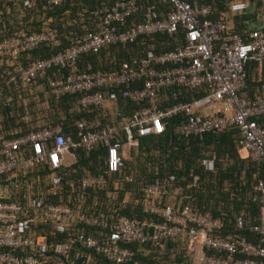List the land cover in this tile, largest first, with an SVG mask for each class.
<instances>
[{"label": "built area", "instance_id": "1", "mask_svg": "<svg viewBox=\"0 0 264 264\" xmlns=\"http://www.w3.org/2000/svg\"><path fill=\"white\" fill-rule=\"evenodd\" d=\"M39 1L60 6L65 0H24L23 6L33 8ZM217 1L103 3L98 10L99 30L88 32L79 43L50 58L18 67L19 76L12 79L26 116L28 101L21 91L29 89L33 94L37 80L45 78L52 96L79 95L83 115L75 120L77 136L66 134L61 124L9 135L2 128L0 112V264H47L73 250L77 258L87 251L124 264L134 258L130 245L158 246L170 240L178 241L197 264H264L263 245L224 233L222 219L194 203L183 204L180 188L172 185L173 175L157 178L144 188L143 209L152 219L112 217L85 208L83 193L106 185L107 175L123 172L139 137L161 134L173 120L176 132L186 138L237 128L236 148L264 166V88L255 96L247 92L249 66L255 63L260 70L264 66V26L237 31L233 19L247 12L248 0H225L226 10L218 14ZM4 6L0 0V17ZM52 39L53 33L46 30L22 31L1 41L0 66L11 65ZM170 39L175 49L156 51L153 44L117 71L75 70L80 56L98 54L112 45L127 46L139 40L166 45ZM55 68L69 73L49 77ZM173 89L197 91L199 97L170 102L167 91H173V98L178 96ZM12 100L7 97L5 102ZM130 105L137 107L123 125L118 124ZM106 109L111 111L112 122L103 117ZM94 110L102 116H91ZM98 146L106 148L107 171L65 183L60 171L76 161L79 151L89 155ZM217 158L215 151L206 153L203 168L214 171ZM46 164L49 172H44ZM198 181L194 176L192 185ZM115 184L119 185L118 180ZM252 194L262 212L249 230L263 243L264 179L254 184ZM236 223L242 229L244 218L238 217ZM49 229L66 238H46Z\"/></svg>", "mask_w": 264, "mask_h": 264}, {"label": "trees", "instance_id": "2", "mask_svg": "<svg viewBox=\"0 0 264 264\" xmlns=\"http://www.w3.org/2000/svg\"><path fill=\"white\" fill-rule=\"evenodd\" d=\"M2 9L0 17V42L5 40L7 36H12L15 33L13 24L10 21L11 14L8 8L7 1ZM123 0H65L62 5L54 6L46 2L39 1L33 8H25L33 10L41 8L46 12V19L51 21L44 25L33 19V23L38 27L37 32L50 30L53 33V39L49 42L43 43L37 49L24 53L20 58L16 59L11 65L0 66V112L4 115L2 123L3 130L9 134H26L35 129L39 130L44 127H52L61 124L66 134L77 136L78 131L75 127V120L83 115L79 110V95L64 96L56 98L49 93L47 87V79H38L37 84L43 85L49 93L50 106L53 108H60L62 114L50 116L45 125H38L36 116H38L39 109L37 104L33 101L28 102L29 116L34 117V123L37 125L34 128L24 121L26 113H19L16 101L5 102L7 97H13L18 92L15 91L16 86L12 78L18 77L17 69L20 66L27 67L36 60H43L51 56L67 50L79 43L83 37L90 31H97L102 24V18L98 14L103 3L108 5H115ZM143 4L159 3V0H135ZM24 3V0L22 1ZM217 14L226 10L225 0L216 2ZM162 9V6L159 4ZM166 7H168L166 5ZM87 13L84 12H88ZM247 15V14H246ZM242 15L246 19H240L237 22L236 30L243 32L249 29L252 19V14ZM83 17V18H82ZM254 17V16H253ZM34 26V27H35ZM35 27V28H36ZM18 29V28H17ZM4 33L6 35L4 36ZM34 32H29V34ZM157 39V38H155ZM160 39V38H159ZM139 40L135 44L127 46L112 45L104 48L98 54L82 55L78 59L76 66L77 72H91L97 70L103 71H117L121 66L130 61L132 58L143 54V52L151 48L153 44L154 50L165 51L176 48L172 39L166 42V45H160L159 42ZM161 42H165L161 41ZM251 65H255L252 63ZM69 70L55 68L51 70L49 77H56L67 75ZM263 80L258 84L251 82L248 78L247 87L249 91L252 85L256 88L257 85H264V68ZM250 76V75H249ZM257 84V85H255ZM35 87L32 89L34 90ZM250 88V89H249ZM178 96L173 98V91H167L166 95L170 102L191 101L199 97L197 91H187L184 89H173ZM24 96L25 93H31L29 89L21 91ZM32 94V93H31ZM18 97V96H17ZM25 97V96H24ZM18 101L22 100L19 99ZM5 102V103H3ZM137 106L125 107L126 113L117 119V123L123 125L127 116L133 108ZM21 115V116H20ZM91 116H102V112L94 110L90 113ZM106 122H112L113 116L110 110H105L103 116ZM102 118V117H101ZM176 121H171L167 129L158 135L148 137H139L137 148L156 150L164 158L157 167L156 173L153 177L139 188L138 175L132 170H129V160L131 155L135 156L134 147L131 150L130 158L125 162V169L117 175H107L108 182L104 186L94 187L83 193L86 202V210L96 214H107L112 217L128 216L138 217L140 219H152L153 217L146 213L143 209L142 199L145 186L160 178L162 180L169 179L170 176H175L176 181L172 184L181 189V197L179 200L183 204H196L202 211L211 212L215 217H219L224 222V233H233L241 238H246L257 244L264 246L261 243V238L256 233L249 230L252 224H257L262 212V206L259 201L253 198V186L259 180L264 179V166L259 165L252 159V162L246 159H241L236 150V142L239 139V131L237 128H228L221 131H214L206 134L203 138L198 135L190 137L180 136L175 129ZM12 128L16 130L12 131ZM21 128V130H19ZM156 141L154 146L150 142ZM215 151L217 153V161L214 171H206L202 166V160L206 153ZM106 148L98 146L96 150L89 155L82 151L76 154V161L69 167L60 171L65 178V183L72 180H78L85 175H99L107 171L105 164ZM227 163H223V160ZM249 164V167H248ZM150 166V164H148ZM148 167V171H151ZM44 172H49V166H44ZM194 176L199 177L197 185H192ZM118 180L119 185H116ZM230 183L229 189H225L224 185ZM112 193V196H109ZM130 193L133 197L130 201H126L127 194ZM126 201V202H125ZM243 217L245 225L242 229L237 228V218ZM46 238L57 239V241H64L66 237L59 234H54L51 229L45 232ZM130 248L134 251V258L124 264H193L195 263L194 256L186 253L181 249L178 241L170 240L158 246H151L149 244H133ZM147 250L148 253H140V251ZM76 252L73 250L67 255L58 256L50 260L47 264L60 263L62 261H72V264H115L111 263L100 255L92 252L83 251L82 255L77 258ZM89 253L91 256H89ZM90 257V258H89ZM96 261V262H95ZM99 261V262H97ZM69 264V263H66Z\"/></svg>", "mask_w": 264, "mask_h": 264}, {"label": "rangeland", "instance_id": "3", "mask_svg": "<svg viewBox=\"0 0 264 264\" xmlns=\"http://www.w3.org/2000/svg\"><path fill=\"white\" fill-rule=\"evenodd\" d=\"M7 1V5L8 8L11 11V14L9 15L10 17V21L13 24L12 26L14 27L15 33L12 36H7L6 33H4V36L6 35L7 38H5V40H9L12 39L13 37L17 36L18 33L24 31L26 33L29 32H34L36 33L38 30V27L35 26V24L33 23V19H36L37 22L41 23L42 26L41 28L48 24L51 23V21H49L48 19H46V12L39 8L33 9V10H29V9H25L23 6V0H6ZM249 2V0H248ZM249 4L251 5V2H249ZM254 4L256 5L255 7H252V10L254 9V12H252L253 16L254 14L256 15V12L258 14H262L264 13V0H254ZM87 13V15H89V11L88 12H84ZM83 18V17H82ZM52 24V23H51ZM53 25V24H52ZM36 28H35V27ZM18 28V29H17ZM8 59H11L10 57H8ZM259 74V78H262L263 80V73L262 76L261 74L258 72ZM258 84V83H257ZM255 84V85H257ZM258 87H262L257 85L256 88ZM151 145L155 146L157 145L156 141L150 142ZM136 151V153H135ZM135 156L131 155V158L129 160L128 163V168L129 170H132L136 173V175H138V182H139V188H142L143 185L145 183H147L148 181H150V179L153 177L154 173H156L157 171V167L159 166V164L164 161V158L161 157L160 153L158 151H154V150H146V149H141L140 147H136V149L134 150ZM241 159H246L248 161H250L249 163L252 162V158L245 152L239 153ZM223 163H227V160H223ZM148 164H150V166H148ZM148 167H151V171H148ZM249 167V164H248ZM231 186L230 183H226L224 185L225 189H229ZM132 195H128L126 196V200L130 201V199H132ZM181 197V189H180V193H179V198ZM89 213H92L89 211ZM140 253H148L147 250H143L140 251ZM96 262V261H95ZM99 262V261H97ZM72 264V261H62L60 263H55V264ZM193 264H197L196 262Z\"/></svg>", "mask_w": 264, "mask_h": 264}, {"label": "crops", "instance_id": "4", "mask_svg": "<svg viewBox=\"0 0 264 264\" xmlns=\"http://www.w3.org/2000/svg\"><path fill=\"white\" fill-rule=\"evenodd\" d=\"M249 2H251V5L249 4V9L247 10V12L244 15H248V14H253L252 12H254V9L252 10V7H255L256 5L254 4V0H249ZM246 15V16H247ZM246 19L245 16L243 17H236L235 19H233V24L234 27L236 28L237 22L240 19ZM252 26H264V13L262 14H258L256 12V15L254 14V17L252 16V19L249 20ZM237 29V28H236ZM255 64V63H254ZM264 68V66H263ZM262 70H260V67L255 64V65H250L249 66V79H251V82H255L259 83L262 81V78H259V74L258 72L261 74L262 76ZM251 88V91L247 90V92L250 94V96H255L259 93L262 92L264 85H262V87H258L255 88L252 85H249ZM249 88V89H250ZM248 89V87H247ZM25 98L27 99V101H33L35 104H37V107L39 109V115L36 116V120L38 121V125H45L48 121V119H50V116H54V115H58V114H62L64 112H62V110H60V108H53L50 106V102H49V93L47 92V90L45 89V87L41 84L37 85L34 89L33 94L31 93H25ZM14 101L17 102V104L19 105V107L17 108L19 113H23V107L21 104V101H18V97L17 95H13V97H11ZM167 98V95H166ZM168 99V98H167ZM21 116V115H20ZM29 127L34 128V126H36L37 124L34 123V117L31 116H25V120H24ZM16 130V128H12V131ZM19 130H21V128H19ZM237 143V142H236ZM236 146V145H235ZM236 150L238 151V153H242L243 151H239L237 148ZM73 159H69V163H72ZM196 262V261H195Z\"/></svg>", "mask_w": 264, "mask_h": 264}]
</instances>
